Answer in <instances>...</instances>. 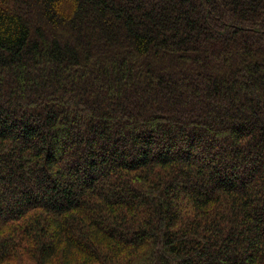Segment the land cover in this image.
<instances>
[{
    "label": "trees",
    "instance_id": "16d2710c",
    "mask_svg": "<svg viewBox=\"0 0 264 264\" xmlns=\"http://www.w3.org/2000/svg\"><path fill=\"white\" fill-rule=\"evenodd\" d=\"M0 264H264V0H0Z\"/></svg>",
    "mask_w": 264,
    "mask_h": 264
}]
</instances>
